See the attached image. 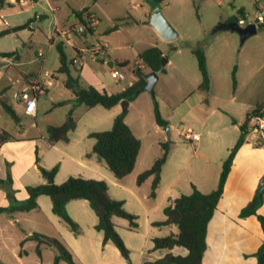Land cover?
I'll list each match as a JSON object with an SVG mask.
<instances>
[{
	"label": "crops",
	"instance_id": "0c3cea01",
	"mask_svg": "<svg viewBox=\"0 0 264 264\" xmlns=\"http://www.w3.org/2000/svg\"><path fill=\"white\" fill-rule=\"evenodd\" d=\"M35 1L36 0H33V2ZM255 3H257V0H255ZM13 4L14 3H12V5ZM255 5L257 9L261 8L258 3ZM5 6L0 8V13L8 20V26H15L23 23V21L9 22L10 17L7 16L17 13V10L7 12L4 8ZM79 11L80 10H77L75 12ZM75 12L71 18L76 17ZM145 14L150 18L151 9L149 11L146 10ZM94 16L93 13L90 15V17L95 20L92 26L93 33L98 32V34L104 35L112 32H108V29L113 24L100 32L98 30L100 20L97 17L94 18ZM41 17V15L36 17V14H34V19L38 18L40 20ZM53 22L54 27L51 32L49 47L55 46L57 43L55 41V35H58V37L59 35L62 36L66 30L57 29L56 17H53ZM125 22L129 23L127 20H122V23ZM70 27L74 26L71 25ZM5 28V26L0 24V31ZM171 40L166 42L171 43ZM96 45H100L101 47L99 53L100 59L105 60L104 56L108 49V43L104 41L98 42ZM172 47L176 48L177 51L181 49L177 46ZM0 52H13V50H0ZM38 52L42 53V56L39 57L41 60H44V53L42 51ZM139 52L140 51L137 52V57ZM18 59L19 56L15 52L11 56L0 55V90L7 89L5 99L13 107L17 115L19 111L18 107H14V103L20 105L22 111L23 103L12 100L9 101L7 99L8 91L13 92L22 89L34 79H50L53 75H50V73L45 70L44 72L47 71L50 77L44 76L43 72L42 77L36 75L31 78H26L13 67L15 64L14 61ZM114 59L115 61H129L128 58H120V60ZM107 61H112L114 65L115 61H113L112 58L107 59L106 62ZM168 61H170V59ZM136 63L143 70L145 66L142 64L140 58H137ZM10 67L13 73L8 71ZM148 71L150 72V69H148ZM135 73H137V69H135ZM136 77L137 76H135L134 81L137 79ZM12 81L18 83V88L12 89ZM67 90L68 93L62 98H51L54 100V103L65 101V104L57 107H54L52 104V108L66 109H62V117L58 115L51 117L53 119L50 122H44L43 124L38 123L39 118L41 119L44 116L43 114L46 113V108H39L36 101L35 112L33 115H29L37 121L36 127L38 130L37 133L28 138L30 143H32V153H34L35 157V149L37 148L38 155L40 149L38 164L43 167L51 168L58 163L59 168L54 177L56 183H61L69 175H81L85 178L103 179L107 182L109 195L114 199L122 200L125 210L137 216V227L134 229L129 227L126 219L117 216L112 218L118 234L129 249L130 261H126L121 256L118 248L111 241L102 242V232L96 230L94 227L97 222V217L87 200L73 199L66 204L68 214L81 228V232L75 235L52 212L50 198L46 195H40L37 198L38 206L30 211H15L12 213L0 212V264H54L53 260L56 254L54 248L42 244L40 246L41 255L39 256L36 253V242L34 240H25L23 245H20V243L33 232L58 238L70 251L73 264H145L148 261L152 262L160 259L167 253L186 255L188 251L182 246L175 245L172 248H156L154 246L153 240L155 237L176 233L178 230L175 224L157 225L156 222L165 220L163 209L167 204L181 194H189L193 186L203 193L210 192L216 188L222 161L234 146L240 133L239 126L244 119L233 118L229 126L224 125L223 127H219L222 118L221 114L227 112L221 108L210 107L211 113L213 114V112L216 111V114H213L211 118L212 128L205 129L210 116L207 111L209 106H202L204 101L208 103L211 81L209 90L204 91L206 92L205 95H198L193 99L190 94L187 95L181 103L182 112L180 117L181 119L196 118L195 121L199 124V130L194 131L189 126L187 128H190L194 133H198L199 139L188 140L182 137L181 140L179 137L182 136L181 130L183 128L181 130L179 128L173 130V125L170 124L169 117L163 115V118L168 121L170 127L169 137H171L172 140L168 158L163 164L160 172V182L154 195L151 196L152 176L146 178L141 184H137L136 178L139 173L150 167L157 157L158 154H155L153 146L157 147L160 152L159 141L161 140L153 138V140L149 142L152 147V149L150 148V153L147 155L145 151L144 155L140 158L143 148L142 136L136 133L128 121V114L125 115V122L141 142L134 169L119 179L113 175L106 164L99 160L96 155H87V153L91 151L94 143V139L89 137L88 134L92 131H99L111 127L113 118L121 112L123 105L117 104L110 108L109 110L114 108L112 113L98 111L102 116L98 120H93L89 124V127L81 132L77 131L78 124L76 122L75 128L69 133L68 141H57L51 145L48 144L46 139L47 125H59L68 122L75 110L76 106H72L73 104L71 101L73 98L72 92L68 88ZM48 92V85H46L42 94ZM253 103H255L253 100L235 103L230 106L232 110L230 113L235 117L240 114L242 115L243 111H245L246 114L247 110L254 106ZM98 106L99 105L94 107ZM50 112L52 113L53 111ZM67 115H70L68 121L64 120ZM100 123L104 124L105 127L97 128ZM159 130L163 131L162 127H159L155 123L154 132H159ZM206 134L213 136V140L209 141ZM187 140L192 143H186ZM13 141H15V138L14 140L11 138L10 140L0 143V178H5L7 176V169L9 168L14 196L17 201H22L26 197L24 191L25 186L38 184L44 182V180L40 174L36 160L33 163L25 165L20 155H15L13 158L9 156L8 152L12 147ZM258 141L259 140L252 133H248L244 142L235 152L223 192L217 202L212 217L208 221L206 248L200 264H257L256 252L264 239L261 224L255 215L241 217L239 213L241 208L254 197L261 185L259 190L262 192L263 198L258 208V213L264 216V182H262V177L264 175V144ZM12 150H14V148ZM49 153L52 154V156L50 159H47L46 156ZM31 166L35 168V171L27 175ZM0 205H9L5 191L1 187ZM22 249L25 250L24 253H20ZM58 264L69 263L60 260Z\"/></svg>",
	"mask_w": 264,
	"mask_h": 264
},
{
	"label": "rangeland",
	"instance_id": "374dc122",
	"mask_svg": "<svg viewBox=\"0 0 264 264\" xmlns=\"http://www.w3.org/2000/svg\"><path fill=\"white\" fill-rule=\"evenodd\" d=\"M257 3L261 6L259 9H264V0H257ZM257 3L255 0H163L161 2L162 12L178 31V36L173 38L171 43H168L158 35L150 24V18L145 14V11H149L150 7L145 0H36L35 2L22 1L18 3L19 5L14 2L11 7H4L7 12L17 10V13L7 16L10 17L9 22H25L28 17H34V14L36 17L38 15L42 17L40 20L34 19L30 23V28L27 27L16 33L0 36V50H13L18 54L19 59L14 61L13 67L26 78L36 75L42 77L45 70L50 75L53 74L52 77L47 76L51 80L48 85L49 92L39 95L37 99L39 108H46V113L38 120L39 124H43L50 122L53 119L51 117L56 115L62 117V109L66 108H52L54 100L51 98H62L68 93L63 84L65 74L57 72L58 52L54 45L49 47L51 32L54 27L53 17L57 18L58 30L69 29L71 25L74 27L83 25L80 18H71L77 10L84 11L85 14H82V18L87 23L92 19L90 15L93 13L94 18L97 17L100 20L98 24L100 32L114 23L118 24L117 30L104 35H100L98 32L90 33L88 30L83 33L70 31L66 36L59 35L58 37L55 35V41L63 43L67 57L78 59L79 69L75 65H71L70 71L72 75L78 76L82 86L92 85L110 92L124 89L134 82L135 76L138 78L137 73H135V69L139 67L136 63L137 52L151 44H157L167 60L170 59V61L166 62L164 71L158 73L153 86L154 94L148 89H142L128 103L126 113L128 114V121L136 133L142 136L141 158L145 151L147 155L150 153L152 147L149 142L153 138L161 141L169 140L170 142L172 140L171 137L168 139L165 132L161 130L154 132L153 95L158 100L162 116L169 117L173 130L176 128L181 130L188 126L194 131L199 130V124L195 121L196 118L181 119L180 117L181 103L187 95L190 94L193 99L195 96L206 93L198 89L201 75L196 58L191 52L192 47H202L211 81L208 103L204 101L202 106H209L207 111L210 116L205 129L212 128L211 118L213 114H216V111L211 113L210 107L221 108L227 112L221 114L219 127L229 126L233 118L244 119L245 111L237 117L230 113L232 112L230 106L235 103L253 100L254 105L259 103L264 110V26H258L256 33L246 38L243 43H240V37L236 31L214 30L218 24L227 22L234 16L239 18L240 25H246L255 15L257 9L255 4ZM239 10H242L244 14H241ZM122 20H127L129 23H122ZM104 41L108 43V49L104 56L105 60L102 62L100 54L94 55L88 48ZM172 46L181 49L177 51ZM38 51L44 53V60L38 56ZM109 58H112L113 61H115L114 58L118 60L120 58L129 59L127 66H120L115 63L112 67L124 75L123 79H114L111 68L106 63ZM11 69L10 67L8 71L13 73ZM138 71L145 78L149 74L146 67ZM233 72L235 86L233 85ZM18 86L16 81H12V89H16ZM11 93L8 91L7 99L15 101L13 98L11 99ZM119 105L122 104L119 103ZM14 107H18L20 121L14 122L5 111L0 110V129L7 131L13 140L15 138L8 152L9 156L13 158L15 155H20L25 165H28L35 161L31 148L32 143L28 138L38 132L37 121L25 114L17 103H14ZM98 111L112 113L114 108L109 110L100 105L94 108H88L84 105L76 106L72 118L78 124L77 131L81 132L89 127L93 120H98L102 116ZM69 118L70 115H67L64 120L68 121ZM104 127L105 125L102 123L97 126V128ZM206 135L209 141L213 140V136ZM182 137L179 138L182 140ZM186 143L191 144L192 142L187 140ZM13 148L14 150H12ZM153 149L155 154L159 155L158 148L153 146ZM51 156L52 154L49 153L46 157L50 159ZM7 170V174L10 175L9 168ZM34 171L35 168L31 166L27 175ZM0 179L4 180L6 177ZM0 187L2 188L1 185Z\"/></svg>",
	"mask_w": 264,
	"mask_h": 264
},
{
	"label": "trees",
	"instance_id": "16d2710c",
	"mask_svg": "<svg viewBox=\"0 0 264 264\" xmlns=\"http://www.w3.org/2000/svg\"><path fill=\"white\" fill-rule=\"evenodd\" d=\"M22 1L33 0H0V8L7 5L11 6L12 3H20ZM96 1V0H94ZM160 3L163 0H158ZM244 14L242 10H239ZM83 10L75 12V16L80 18L85 25L83 32L88 30L93 32L92 27L89 26L82 18ZM34 17L28 18L25 22L15 25L7 26L4 30L0 31V36L8 33H15L19 30L30 27V23ZM228 21H238L239 18L232 17ZM126 23V22H125ZM264 26V23L257 25V27ZM118 24L114 23L108 32L116 30ZM58 52V67L57 72L65 74L64 86L72 92L73 98L72 106L84 105L85 107L92 108L100 105L106 109L121 103L123 106L113 118L112 125L107 130L92 131L88 134L89 137L94 139L92 149L87 155H96V157L103 161L107 168L113 173L116 178H122L130 173L135 166L136 159L140 150V139L133 133L129 125L125 122V115L128 111L127 102H131L137 94L142 90L146 84V78L141 75L130 85L117 92H110L104 88L98 89L95 86L88 85L82 86L79 82L78 76H73L70 71V66L74 65L72 58H68L62 42L55 44ZM80 52V51H78ZM192 54L197 61L198 70L201 75V81L198 84V89L208 91L210 87V75L208 71L205 53L200 46L191 48ZM13 52H0L1 56H11ZM164 56L163 51L158 45H151L141 50L138 53V58L141 59L142 64L150 69V71H157L160 67L161 57ZM103 62L104 60L101 59ZM120 66L129 65L128 60L116 61L114 64ZM141 68L137 67V70ZM164 71V68L162 69ZM161 71V72H162ZM233 85L235 86V76L233 72ZM7 89L0 90V110L5 111L14 122L20 121L19 116L13 107L5 99ZM154 94V92L152 93ZM65 104V101L53 103L54 107ZM153 115L154 121L159 127L168 125V121L163 118L159 103L155 95L152 96ZM264 110L259 103L247 110L243 122L239 126V136L231 148L226 158L222 161V167L218 178L216 188L210 192L203 193L193 186L189 194H181L174 198L164 209L165 220L156 222L157 225L175 224L177 232L171 233L162 237L154 238V246L156 248H172L175 245L182 246L187 249L186 255H174L167 253L160 259L145 264H200L202 261L203 253L206 248V232L208 221L212 217L216 208L217 202L223 192L224 184L230 170L233 157L238 147L244 142L246 135L249 132L248 122L253 115L263 116ZM76 122L70 118L68 122L59 125L49 124L46 127V139L49 145L57 141H68L69 133L75 128ZM11 135L0 129V143L10 140ZM264 144L261 139L258 141ZM160 153L154 159L150 167L143 170L136 178L137 184H141L146 178L152 176L150 195L153 196L155 190L160 182V172L163 164L168 158L170 152L171 142L159 141ZM35 160L38 164L39 155L37 148L35 149ZM58 163L51 168H46L38 164V169L44 182L27 185L24 187L25 199L17 201L12 189L11 176L7 174L6 179H0V185L5 190L6 198L9 205H0V212L12 213L15 211H30L38 206L37 198L40 195H46L51 201L52 212L75 234L81 232L80 226L70 217L66 210V204L73 199H85L88 201L91 209L97 217L95 229L102 232V242L111 241L119 250L121 256L130 261L129 249L124 244V241L118 234L115 224L112 221L114 216L124 218L128 221L130 228L137 227V216L125 210L124 202L122 200L112 198L108 193L107 182L103 179L85 178L81 175H69L61 183H56L54 177L58 171ZM264 182V175L262 177ZM261 187V185H260ZM259 187V189H260ZM256 192L254 197L241 208L239 215L241 217L255 215L259 220L263 233H264V216L258 213V208L262 203V192ZM32 239L36 242V253L41 255L42 244H46L56 250L53 263L58 264L60 260H64L69 264H73V258L70 251L66 246L56 237L47 236L38 232H33L27 236L20 245H23L25 240ZM25 250H20L24 253ZM257 264H264V239L260 244L257 252Z\"/></svg>",
	"mask_w": 264,
	"mask_h": 264
},
{
	"label": "built area",
	"instance_id": "2783aa9c",
	"mask_svg": "<svg viewBox=\"0 0 264 264\" xmlns=\"http://www.w3.org/2000/svg\"><path fill=\"white\" fill-rule=\"evenodd\" d=\"M94 19H90L88 22L89 26L92 27L94 25ZM253 22L257 25L264 23V9H256V13L251 18L248 23ZM0 24L7 27L8 20L5 18L3 14L0 13ZM85 29V25H80L78 27H70L64 31V35H68L70 31L74 32H82ZM92 54L98 55L100 53L101 47L100 45L93 46L88 49ZM38 56H42L41 52H38ZM73 64L76 68H79L80 64L77 58L73 57ZM111 74L115 80H120L124 78V75L113 69L111 67ZM49 73L44 72V76H48ZM51 83L50 79L38 80L34 79L30 84L25 86L22 89L15 90L12 92L11 97L15 101H19L23 103V111L25 114L33 115L36 109V101L37 96L41 95L44 92V88L46 85ZM249 132L252 133L258 140L261 139L264 143V116L261 115H253L250 117L249 122ZM181 135L184 139L188 140H198L199 134L194 133L190 128H183L181 130Z\"/></svg>",
	"mask_w": 264,
	"mask_h": 264
},
{
	"label": "water",
	"instance_id": "95a60500",
	"mask_svg": "<svg viewBox=\"0 0 264 264\" xmlns=\"http://www.w3.org/2000/svg\"><path fill=\"white\" fill-rule=\"evenodd\" d=\"M150 9H151V15L149 22L155 29V31L158 33V35L165 41L171 40L178 36V31L174 28V26L168 21V19L164 16L162 9H161V3L158 0H145ZM214 30H232L236 31L239 34L240 37V43H243L246 38H248L250 35L256 33L257 26L255 23L250 22L246 25H240L238 21H227L222 22L218 24ZM167 58L165 56L161 57V63L160 67L157 69V71H150L147 75L146 84L142 87V89H148L151 93H153V86L155 84V81L157 79L158 73L162 71L164 68ZM107 65L111 68L113 66L112 61H107ZM138 77L141 76V72H137ZM1 101V100H0ZM128 104V102L126 103ZM162 130L167 135V138L169 139L170 136V127L169 125H166L162 127ZM264 187V185H263Z\"/></svg>",
	"mask_w": 264,
	"mask_h": 264
}]
</instances>
